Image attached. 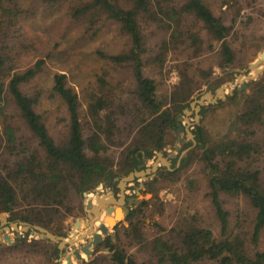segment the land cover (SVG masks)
I'll return each instance as SVG.
<instances>
[{
    "label": "trees",
    "instance_id": "trees-1",
    "mask_svg": "<svg viewBox=\"0 0 264 264\" xmlns=\"http://www.w3.org/2000/svg\"><path fill=\"white\" fill-rule=\"evenodd\" d=\"M26 23L56 34L57 47L66 50L75 49L81 38L86 43L87 32L96 38L114 27L122 49L99 54L124 73L119 79L99 76L86 93L83 114L66 73H53L46 88L41 84L44 74L48 81L46 68L56 54L51 50L47 58L32 62L33 50L40 48ZM258 23H264L261 0H0V214L66 237L68 218L85 213V192L140 170L145 159L165 151L169 137H176L178 115L213 79L216 68L228 73L219 85L233 77L232 68L248 66L237 63L246 45L261 39L252 29ZM57 60H63L62 54ZM169 60L180 78L169 94L160 96L146 71H164ZM207 60L215 65L205 67ZM45 93L66 109L65 129L57 138L39 111ZM228 101H240L241 110L226 133L214 139L197 124L192 131L197 146L180 166L159 170L145 184L146 192L157 196L161 183L180 181L198 162L207 178L217 233L184 220L149 239L143 218L148 201L143 200L126 215L129 226L115 227L95 247V256L78 264H264V171L259 163L264 157L259 134L264 129V71L248 81L247 89L234 90ZM189 146L191 141L183 149ZM116 147L121 148L118 161L112 152ZM188 184L197 183L193 178ZM224 194L243 197L248 213L231 220ZM5 245L26 246L27 253H42L51 261L62 252L49 239L16 238ZM139 245L150 252L146 260L130 252Z\"/></svg>",
    "mask_w": 264,
    "mask_h": 264
},
{
    "label": "rangeland",
    "instance_id": "rangeland-1",
    "mask_svg": "<svg viewBox=\"0 0 264 264\" xmlns=\"http://www.w3.org/2000/svg\"><path fill=\"white\" fill-rule=\"evenodd\" d=\"M261 1L264 4V0ZM24 28L25 30H27V32H29L30 37L36 38L35 45L37 48H40L39 52L33 50L35 55L32 56L33 63H35L40 58H47L46 54L51 50H55L56 57H54L52 61L48 62V66L46 68V72L49 75L48 81L44 82V79L46 77V74H44L41 84L44 83V86L46 88L50 84L49 81L53 73L57 71L66 73L68 76V84L71 85L80 96L81 111L83 114H85L87 108V103L85 101L86 93L88 92V90L97 86L99 76H104V74H106L108 80H110L111 78L119 79L124 73V71L122 73H119L115 70L114 67L107 65L101 59V56L99 54L100 50L107 52H118V50L120 51L122 49V36H120V34L114 27L109 26V28L106 29V32L96 38H92L91 35L93 33L87 32V34L85 35L86 43H84V39L81 38L78 46H75V49L73 48L69 50L63 49L65 46L62 47V45L57 47L60 41L57 38L56 34H54L53 32H45L44 29H42L41 27L38 28V26L35 25L34 27H31L28 23H26ZM75 29L71 31L72 36H75L78 33L77 31H74ZM252 29H255L259 37L264 41V23L263 25L260 23L256 24L255 26L252 25ZM261 39L249 42L246 45V49L239 56L237 63L238 66L243 65L247 62L248 66L246 68H232L230 72L232 71L234 73L233 77L224 80L219 85H217L219 83V80L222 77H226L228 73L222 72L221 70L216 68L213 79L209 83L202 85V89L200 91H197L193 95V100L190 101L189 108H185L183 110V113L178 115V119L175 121L177 126L176 137H169V144L165 148V151L157 152L152 159H146L143 162L144 167H142L141 169H151L155 164H158L157 170L153 173L148 174L147 178L138 177L126 186L130 197L136 198L135 200L137 204H140L143 200L148 201V204L145 206V214L143 218L145 224L144 230L149 239L154 238L161 232L166 234V232L164 231H170L176 225L182 224L184 220L185 223L187 221L196 223L197 225L208 227L215 231V233H217L219 223L217 221L215 210L212 206L211 200L207 195V178L202 170L201 165L198 162H195L190 170L182 175V179L180 181L176 183H161L163 187L160 189L157 196H155V194L153 193L146 192L147 187L145 184L146 182L155 178L159 170L163 168L174 171L181 164V160L179 164L178 161L182 151L190 147L191 149H193L197 146V144L193 146L192 138L188 134L187 130L184 129L181 131L180 135L178 134L179 124H182L185 127L188 126V130L191 132L194 130L197 124H202L207 135L214 139L219 138L226 133L230 121L241 110V102H229L228 97L233 95L234 90L242 91L243 89H241V86L243 83L248 84L249 80H254L247 79L246 76L255 75L256 69H260L264 66V61L256 67L251 66V64L255 62L264 52V42L261 41ZM56 47L57 49H55ZM59 54H62L63 56V60L61 61L57 60ZM204 62L205 67H209L213 64L215 65V62H213V60H207ZM173 66H175V62L169 60L164 71L154 70L151 68H148L146 71L156 80L160 96L169 94L172 91L174 85L179 81V73L173 68ZM262 72H260L259 75ZM125 76L128 81L131 74L127 71L125 73ZM233 81H236V85L231 87L229 83ZM223 86L226 99H222V93H220L218 90ZM245 89H247V86ZM208 92L212 94V99L206 98ZM201 98H204L205 103L203 106H201V109L199 111H196V109H193L191 107V103ZM213 98H215V100ZM221 101H223V103H220ZM203 108L207 109V112L205 114H201V110ZM186 110H189L190 112L187 113ZM39 111L50 127L52 134L55 135L56 138L62 136L65 129V118L67 117L64 105L61 104L60 101L51 98L48 93H45ZM259 134L264 137V129H262ZM181 139H184V141L180 142ZM189 141L192 142L193 147L189 146L183 149L189 143ZM178 147H180V150H178ZM112 152L114 153L115 161H118L120 159L121 148L116 147ZM160 153L162 154V156H160ZM173 154L175 157H171V155ZM162 157L168 159L171 162L170 166L164 164V162L162 161ZM259 163L260 168H262L264 171V157L260 159ZM122 177L116 178L121 179ZM193 178L195 179L197 184L194 187H190L188 182L190 180H193ZM113 183L119 185L118 180L114 181ZM123 193L125 194V192ZM103 194H106V192L96 188L93 192H89V196L86 198L87 200L95 199ZM222 199L224 201L225 209L229 211L231 220L233 221H236V218H238L239 216L243 218V214H246L249 211V206L247 205V202L243 197L224 194L222 195ZM87 211L88 210H86L85 208L84 215L79 218H68L66 224H69L70 228L65 238H77L79 235L88 231L89 227L85 224H82L81 229H78L75 225L77 220H82L83 222L87 221ZM2 215H4L9 222H19V228L21 229V223H23L24 221H12L10 219L9 213H2L0 214V217ZM125 217L126 216L121 217L122 220L120 221L119 226H129V223L125 220ZM103 222L104 220H102L100 223H97L95 227L98 228V226ZM3 226L6 227L7 224ZM0 228L2 236L4 234H8L12 237L13 240L12 243H8L4 240L0 241V264H59L60 262L66 264V259L61 258L62 252L60 253L59 259L55 258L51 261L45 254L38 253V255H36L27 253L26 246L23 245H18L14 249L6 247L5 244L15 243L18 231L12 227L10 231L4 230V227L2 226ZM75 228L77 234L73 236V231L75 230ZM19 232L22 233V237L20 238H25L29 242L34 239H41L39 234L35 233L32 229L26 232L20 230ZM110 234H114V229L110 232ZM91 239L92 236L89 235L82 241L76 243L75 246L77 248H80L82 245H86ZM53 243L57 245L59 244V242ZM64 251L72 252L73 246L69 244L64 249ZM103 252L104 251L101 250V253ZM130 252L132 254H135L139 261L146 260L150 255L149 250L147 248L141 247L140 245L130 248ZM94 254L95 248L91 257L86 261L90 260L92 256H95ZM73 259V261L78 264V260L75 257Z\"/></svg>",
    "mask_w": 264,
    "mask_h": 264
},
{
    "label": "water",
    "instance_id": "water-1",
    "mask_svg": "<svg viewBox=\"0 0 264 264\" xmlns=\"http://www.w3.org/2000/svg\"><path fill=\"white\" fill-rule=\"evenodd\" d=\"M264 61V52L260 55V57L251 64V66L256 67L258 66L260 63H262ZM264 70V66L260 69H256V73L255 75H247L246 78L247 79H256L259 76V73L262 72ZM229 85L231 87L236 85V81H233L231 83H229ZM247 86V83H243L241 86V89H245ZM220 93H222L223 98L222 99H226V95H224V86L218 89ZM207 99H212V94L210 92L207 93L206 96ZM215 100V98H213ZM204 98H201L199 100H195L191 103V107L193 109H196V111H199L201 109V106L204 105ZM187 113H189V110H186ZM198 116V115H197ZM190 124V123H189ZM187 130L188 134L190 135V137L192 138L193 141V146H195L197 144V141L195 139V135L188 130V126H183L182 124H179L178 126V134H181L182 130ZM184 139H181L180 142H183ZM192 146V147H193ZM190 148H187L185 150L182 151L181 156L179 158L178 164L180 163L181 158L183 157L184 154H186L189 151ZM178 150H180V147H178ZM160 156H162V154L160 153ZM171 157H175L174 154L171 155ZM146 160V159H145ZM162 161L164 162V164H166L167 166H170L171 162L162 157ZM144 167V164L140 165V168ZM158 168V164H155L151 169L147 168L145 170L140 169L137 171H132L130 172L127 176L122 177L121 179L116 178V180L119 181V186L121 188V190L124 192V190L126 189V186L131 183L132 181H134L136 178L140 177V178H147V175L150 173H153L157 170ZM112 180L108 181V185H111ZM143 186V185H142ZM97 189H104V184L101 183ZM84 195L86 197L89 196L88 192H85ZM136 198H130L128 205H126V199H125V194L122 193L120 200H118L115 196H112L110 199L106 198L104 196L98 198L97 201V205H94V200L93 199H88L87 201V205L86 208L89 211V219L90 222H83L82 220H77L76 221V227L78 229L82 228V224L84 223L86 226L89 227L88 231L86 233H83L81 235H79L77 238L75 237H70V238H65L64 236H59L56 235L50 231H48L46 228L38 226V225H32L28 222H23L21 223V229L19 228V222H9L8 219L2 215L0 217L1 219V224L5 225L9 223V226L7 225L6 227H4V230L10 231L11 227L14 228L15 230L18 231L17 233V238L22 237V233H20L19 231H28V230H34L35 233L39 234L41 239L44 238H48L49 240L53 241V242H59L58 244V248L60 251H62L61 254V258H65L66 259V264H77L73 261V258L75 257L78 261H84L87 260L91 257L94 248L99 246L104 238L106 236H108L110 234V232L119 225L120 221L122 220L121 217H123L124 215H127L130 211V207L133 204V202H135ZM109 202H113L114 204H119V207L115 208L113 206H110L108 208H106V213L108 214L107 216H104L102 209H105L106 204H108ZM93 214H95L96 216H94ZM112 214H115L114 216H112ZM102 220H104L103 223H101L98 228L95 227V225L97 223H100ZM77 234L76 228L73 231V236H75ZM89 235L92 236V239L86 244V245H82L80 248H77L75 246L76 243L82 241L84 238L88 237ZM4 240L8 243H12V237L9 236L8 234H4L3 236L1 235V231H0V241ZM72 245L73 246V251L72 252H67L64 251V249L68 246V245ZM59 264H64L63 262H60Z\"/></svg>",
    "mask_w": 264,
    "mask_h": 264
},
{
    "label": "flooded vegetation",
    "instance_id": "flooded-vegetation-1",
    "mask_svg": "<svg viewBox=\"0 0 264 264\" xmlns=\"http://www.w3.org/2000/svg\"><path fill=\"white\" fill-rule=\"evenodd\" d=\"M143 164V163H142ZM139 169H141L140 168V166H139ZM114 181H117L116 180V178L114 179ZM113 180H112V183H111V185H108V182L106 183V184H104V189H101L102 191H105L106 192V194H103V195H101V197L102 196H104V197H107L108 195L110 196H112V195H114L118 200H120V198H121V195H122V193H123V191L121 190V188H120V186L119 185H116V184H114L113 182H114ZM128 189L126 188L125 190H124V192H125V199H126V205H128V203H129V200H130V198H133V197H130V194H129V192L127 191ZM108 196V197H109ZM99 197V196H98ZM88 201V200H87ZM136 203V201L135 202H133V204L131 205V207H130V209L133 207V205ZM87 205V204H86ZM115 207H119V205L117 204V205H115ZM86 210H87V208H86ZM106 210V209H105ZM113 215H115V214H113ZM124 216H126V215H124ZM120 224V223H119ZM8 226H9V223L7 224ZM5 227V226H3L2 224H1V220H0V227ZM1 229V228H0ZM115 229V228H114Z\"/></svg>",
    "mask_w": 264,
    "mask_h": 264
},
{
    "label": "crops",
    "instance_id": "crops-1",
    "mask_svg": "<svg viewBox=\"0 0 264 264\" xmlns=\"http://www.w3.org/2000/svg\"><path fill=\"white\" fill-rule=\"evenodd\" d=\"M108 196H109V195H108ZM108 196H107L106 198H109V199H110V198H111L112 196H114V195H112V196L110 195L109 197H108ZM100 197H101V196H99V197L93 199V200H94V205H97V201H96V200H97L98 198H100ZM115 205H117V204H114L113 202H109L108 204H106L105 209L108 208V207H110V206L115 207ZM118 205H119V204H118ZM115 208H117V207H115ZM105 209H102V208H101L102 212L104 213L103 215H104V216H107L108 214L106 213V210H105ZM88 214H89V211H87V221H86V222H90V219H89V215H88ZM93 215L96 216L95 214H93ZM112 216H114V215L112 214ZM83 224H84V223H83ZM73 260H74V259H73Z\"/></svg>",
    "mask_w": 264,
    "mask_h": 264
}]
</instances>
